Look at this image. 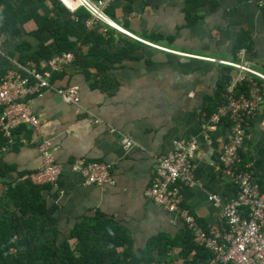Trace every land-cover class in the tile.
I'll list each match as a JSON object with an SVG mask.
<instances>
[{
  "label": "crops",
  "instance_id": "1",
  "mask_svg": "<svg viewBox=\"0 0 264 264\" xmlns=\"http://www.w3.org/2000/svg\"><path fill=\"white\" fill-rule=\"evenodd\" d=\"M190 2L198 15L191 24L187 13ZM106 11L134 34L170 50L111 28L109 46L113 52L120 51L119 61L103 72L94 66L86 71L73 63L55 76L61 86L79 85L80 103L66 102L51 90L32 98L40 127L36 130L27 125L16 140L9 137L3 160L10 170L0 176V196L4 181L40 168L43 157L38 144L50 138L53 156L63 164V171L57 186L40 185L48 206L58 214L59 240L66 239L84 216L102 211L124 224L135 246L142 247L151 236L160 232L176 235L186 226L178 215L148 198L146 189L158 158L173 148L174 138L193 136L199 143L193 163L200 185L183 188L184 205L202 225L219 226L221 208L209 196L217 193L223 203L232 198L227 190L230 182L216 169V163L233 122L229 116L212 122L211 115L218 110L223 74L228 70L235 74L237 69L202 56L243 59L264 73V0H111ZM25 28L31 31L36 25L29 21ZM244 32L253 48L237 50ZM26 37L35 43L31 34ZM11 46L2 43L3 53ZM241 49H245L243 58L238 55ZM254 78L264 90V79ZM247 88L241 84L238 90ZM210 103L215 107L209 113ZM125 134L136 142L127 151L123 147ZM77 157L108 163L114 183L87 184L70 167ZM242 158L264 190V102L250 119Z\"/></svg>",
  "mask_w": 264,
  "mask_h": 264
},
{
  "label": "built area",
  "instance_id": "2",
  "mask_svg": "<svg viewBox=\"0 0 264 264\" xmlns=\"http://www.w3.org/2000/svg\"><path fill=\"white\" fill-rule=\"evenodd\" d=\"M72 11L78 7H86L91 12V22L86 23L89 28L108 35V27L97 26L99 21L115 27L120 32L158 49L170 48L146 40L113 21L105 8L111 0H61ZM70 39L77 41L75 35ZM3 39L0 37V53L2 54ZM245 49L239 51L243 58ZM203 58L230 65L237 69L231 74L221 92L222 100L217 112L211 115V121H220L229 116L232 127L229 138L219 151L216 169L221 171L230 183L237 187V195L223 203L217 193L210 194V199L221 208L219 226L202 225L197 217L184 205L183 188L197 186L200 182L194 175V163L199 148L196 137L174 138L173 148L158 158L156 172L146 195L157 205L175 213L186 223L193 232L196 244L203 245L215 254V260L221 264H264V190L257 181L251 165L244 162L242 148L248 136L250 119L264 102L262 83L254 78L257 75L264 79V73L248 65L247 61L220 59L212 56ZM74 53L64 52L56 54L38 63L30 60L21 63L14 60L19 69L10 68L0 76V130L10 136L14 128L20 124H28L39 129L41 119L31 107L32 98L41 96L46 90L56 92L64 101L80 103L79 85H59L53 76L69 68L73 64ZM1 73V71H0ZM248 81L247 91H239V85ZM100 119L97 118L96 121ZM204 134L207 135L204 127ZM53 142L50 138L42 139L38 149L43 157V163L37 171L28 173L34 183H50L58 185L62 175L63 164L57 162L52 153ZM136 146L133 138L125 134L123 147L127 151ZM78 172L87 184L114 183L110 172V165L103 161H89L84 157H77L70 165Z\"/></svg>",
  "mask_w": 264,
  "mask_h": 264
},
{
  "label": "trees",
  "instance_id": "3",
  "mask_svg": "<svg viewBox=\"0 0 264 264\" xmlns=\"http://www.w3.org/2000/svg\"><path fill=\"white\" fill-rule=\"evenodd\" d=\"M194 8L190 2V24L198 19ZM88 17L90 13L84 7L71 13L59 0H0V35L8 36L3 39L5 47L13 45L7 54L0 53V76L11 66L20 70L14 60L40 63L69 51L74 53V64L84 70L94 66L103 72L122 55L110 49V32L106 37L97 28H87ZM29 21L36 28L26 31ZM28 34L35 43L26 37ZM70 35H75L77 41L70 39ZM242 46L253 48L245 32L238 39L237 50ZM126 50L127 47L122 49L123 56ZM64 71L55 73L53 78ZM231 74L229 70L223 74L220 94ZM218 98L220 102L222 96ZM214 107L210 103L209 113ZM27 125L20 124L10 136L16 140ZM10 136L0 131V176H6L10 170L3 160V148L11 141ZM27 173L22 171L16 178L4 181L6 187L0 196V264H176L177 260V264H221L211 250L196 244L187 227L176 235L160 232L148 238L144 246L136 247L127 227L102 211L84 216L61 241L58 214L48 206L44 186L25 177ZM227 190L229 198L236 196L233 183L228 184Z\"/></svg>",
  "mask_w": 264,
  "mask_h": 264
},
{
  "label": "rangeland",
  "instance_id": "4",
  "mask_svg": "<svg viewBox=\"0 0 264 264\" xmlns=\"http://www.w3.org/2000/svg\"><path fill=\"white\" fill-rule=\"evenodd\" d=\"M61 3H62V1L61 0H59ZM63 4V3H62ZM110 4V3H109ZM108 4V5H109ZM64 5V4H63ZM108 5H107V7H108ZM65 6V5H64ZM71 13H74L77 9H79L80 7H78L77 9H75V10H71V9H69L67 6H65ZM106 7V8H107ZM89 13H90V17H88V18H86L85 19V24L87 23V21L88 22H91V19H89V18H91V12L86 8V7H84ZM106 8H105V11H106ZM106 13H107V11H106ZM107 15L113 20V21H115L116 23H118V24H120L119 22H117L115 19H113L108 13H107ZM101 25H104V26H107L108 27V33H109V31H110V29L111 28H113V29H115L116 31H119V30H117L115 27H113V26H111V25H109V24H107V23H104V22H102V21H99L98 22V24H97V26H99V28H100V26ZM121 25V24H120ZM87 26V25H86ZM122 26V25H121ZM123 27V26H122ZM87 28H89L88 26H87ZM94 28H97V27H94ZM125 28V27H124ZM90 29H93V28H90ZM120 32V31H119ZM132 32V31H131ZM121 33V32H120ZM133 33V32H132ZM124 34V33H123ZM127 35V34H126ZM238 55H240L239 53H238ZM215 58H217V57H215Z\"/></svg>",
  "mask_w": 264,
  "mask_h": 264
},
{
  "label": "clouds",
  "instance_id": "5",
  "mask_svg": "<svg viewBox=\"0 0 264 264\" xmlns=\"http://www.w3.org/2000/svg\"><path fill=\"white\" fill-rule=\"evenodd\" d=\"M90 161V160H89ZM29 173V172H28ZM27 173V174H28ZM27 174L25 175V176H27ZM28 178V177H27ZM37 184H39V183H37ZM42 184H44V183H42ZM92 184H94V183H92ZM148 197V196H147ZM149 198V197H148ZM183 220V219H182ZM185 223V222H184ZM185 225H186V223H185ZM185 227H187V225L185 226ZM188 228V227H187ZM203 246V245H202Z\"/></svg>",
  "mask_w": 264,
  "mask_h": 264
}]
</instances>
